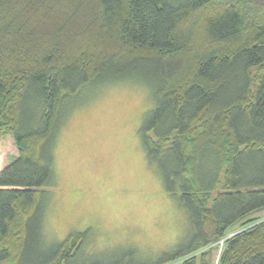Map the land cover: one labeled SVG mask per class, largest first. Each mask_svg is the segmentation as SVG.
Here are the masks:
<instances>
[{
    "label": "trees",
    "instance_id": "16d2710c",
    "mask_svg": "<svg viewBox=\"0 0 264 264\" xmlns=\"http://www.w3.org/2000/svg\"><path fill=\"white\" fill-rule=\"evenodd\" d=\"M122 81L152 87L142 145L189 224L144 264H264V0H0V140L18 150L0 172V264L83 253L87 233L41 235L55 139L73 99Z\"/></svg>",
    "mask_w": 264,
    "mask_h": 264
},
{
    "label": "rangeland",
    "instance_id": "374dc122",
    "mask_svg": "<svg viewBox=\"0 0 264 264\" xmlns=\"http://www.w3.org/2000/svg\"><path fill=\"white\" fill-rule=\"evenodd\" d=\"M154 107L152 87L143 81L107 83L67 105L55 139V191L40 230L46 247L87 233L72 264L126 253L138 264L154 262L189 234L179 198L167 193L142 145L140 128ZM17 156L13 137L1 139L0 172ZM253 217L264 221V210Z\"/></svg>",
    "mask_w": 264,
    "mask_h": 264
},
{
    "label": "built area",
    "instance_id": "2783aa9c",
    "mask_svg": "<svg viewBox=\"0 0 264 264\" xmlns=\"http://www.w3.org/2000/svg\"><path fill=\"white\" fill-rule=\"evenodd\" d=\"M224 243V240L223 241H221V244H223Z\"/></svg>",
    "mask_w": 264,
    "mask_h": 264
}]
</instances>
